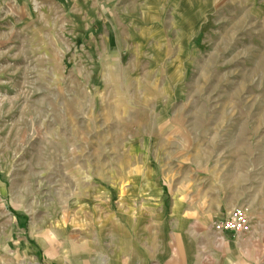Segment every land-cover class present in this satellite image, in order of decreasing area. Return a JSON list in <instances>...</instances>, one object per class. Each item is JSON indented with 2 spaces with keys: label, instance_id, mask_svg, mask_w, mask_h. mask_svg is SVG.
Listing matches in <instances>:
<instances>
[{
  "label": "rangeland",
  "instance_id": "rangeland-1",
  "mask_svg": "<svg viewBox=\"0 0 264 264\" xmlns=\"http://www.w3.org/2000/svg\"><path fill=\"white\" fill-rule=\"evenodd\" d=\"M0 7V264H264V0ZM209 189L161 244L155 204ZM229 206L248 234L210 229Z\"/></svg>",
  "mask_w": 264,
  "mask_h": 264
},
{
  "label": "crops",
  "instance_id": "crops-1",
  "mask_svg": "<svg viewBox=\"0 0 264 264\" xmlns=\"http://www.w3.org/2000/svg\"><path fill=\"white\" fill-rule=\"evenodd\" d=\"M3 21H5V20H3ZM0 22H2L1 17H0ZM6 27L7 26L4 25V29H6ZM0 28L3 29V27L1 25H0ZM0 41H6L5 34H4V37L2 39H0ZM231 189H234V191H235V190H239L240 187L239 188H231ZM197 191H199V190H197ZM179 192H183V193H179V195H177V200L175 202H173L174 206L176 204V208L172 209V211H170V214H169L170 218H168V220H169L168 222H166L164 220V218H167L164 215L165 207H163L162 205L155 204V206H156V208L154 209L155 218H153L152 220L157 227V233L155 235L157 236V238L159 237L161 239V244H163L162 240H164V235H163L164 228H177V226H178L177 222L179 221L178 220L179 219L178 213L180 211H183L186 214V216H185L186 218L191 219V228L195 229L196 220L201 219V218H206L208 216L207 211L210 210V208L208 207L210 205V200H217V199H219V196L224 195L223 189L200 190L198 193V195H200V196L197 199V201H195V205H193V204H191L192 202L189 200L190 195H193L191 193V191H179ZM156 194L158 197H162L161 193H156ZM211 194H213V197L210 196ZM171 196H173V197L175 196L174 192L173 193L171 192ZM150 197L151 196L150 195L147 196V194H136V196H133L134 199L137 198L139 201L142 202L141 204L144 205L143 209L142 208L138 209V211H139L138 215L143 216L142 221L145 223L146 226L148 225V221H147V219H145V214L147 211L152 210V208L150 207L149 209H147L145 204H146V199H148ZM180 198H183V199H180ZM179 205H182V207H179ZM230 207L231 206L225 207V212L222 213L221 215H217L215 218H217V220L221 219L222 216L225 215V213H228L230 210H233ZM133 213L136 214V210H134ZM132 221L134 222V220H132ZM17 223L18 222L15 220V224H17ZM210 229H212V228L210 227ZM195 230L193 231V234L195 233ZM195 236H196V233L193 235V237H195ZM21 240L22 239H20V236H17L16 239L13 240V246H12L13 254H16V255L19 254L20 255V249H21V245H22ZM31 256H32V254L30 255V257ZM163 259H165L164 262H163ZM153 260L154 261L151 262V258L145 257V258H142L140 260V262H141V264H151V263L152 264L153 263H155V264H170L169 260L178 261V258L174 259L172 256H171V258H166V255H161L158 257V259H156V260L153 259ZM199 263H198V261L195 262L194 260H193V262L192 261L189 262V264H199ZM17 264H22V263H21V261H19ZM181 264H187V263L182 262ZM200 264H204L203 261H201Z\"/></svg>",
  "mask_w": 264,
  "mask_h": 264
},
{
  "label": "built area",
  "instance_id": "built-area-1",
  "mask_svg": "<svg viewBox=\"0 0 264 264\" xmlns=\"http://www.w3.org/2000/svg\"><path fill=\"white\" fill-rule=\"evenodd\" d=\"M212 229L213 232L221 235L226 233L234 235L248 234L250 232V221L246 217L245 210L240 207L230 211L224 219L213 223Z\"/></svg>",
  "mask_w": 264,
  "mask_h": 264
}]
</instances>
